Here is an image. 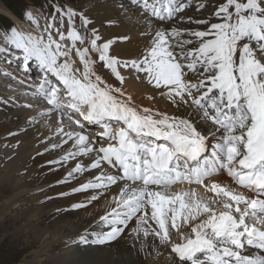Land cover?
Instances as JSON below:
<instances>
[{
  "label": "snow or ice",
  "instance_id": "obj_1",
  "mask_svg": "<svg viewBox=\"0 0 264 264\" xmlns=\"http://www.w3.org/2000/svg\"><path fill=\"white\" fill-rule=\"evenodd\" d=\"M4 108L57 195L103 209L66 246L264 264V0H29L0 26Z\"/></svg>",
  "mask_w": 264,
  "mask_h": 264
},
{
  "label": "rangeland",
  "instance_id": "obj_2",
  "mask_svg": "<svg viewBox=\"0 0 264 264\" xmlns=\"http://www.w3.org/2000/svg\"><path fill=\"white\" fill-rule=\"evenodd\" d=\"M26 2L29 0H0V7L14 10L19 16ZM31 2L39 4L42 0ZM9 20L13 21L0 11V26L11 24ZM5 160V155L1 153L0 173ZM36 177L38 175L33 177L34 182L38 179H35ZM23 182L10 180L8 184H0V264H93L92 252L87 254L85 251H79L78 247L66 246L65 241L60 238L50 242L45 249L41 248L42 242L56 229L54 225L58 215L55 212L57 207L50 201L32 206V202L43 199L46 193L33 191L38 187L37 184H22ZM18 195L22 196V204L10 205V208L4 211L6 202Z\"/></svg>",
  "mask_w": 264,
  "mask_h": 264
},
{
  "label": "bare ground",
  "instance_id": "obj_3",
  "mask_svg": "<svg viewBox=\"0 0 264 264\" xmlns=\"http://www.w3.org/2000/svg\"><path fill=\"white\" fill-rule=\"evenodd\" d=\"M0 11L7 14L13 20L18 17V15L10 9L0 7ZM101 11H103V9H101ZM132 87L133 86H130V89ZM23 117L24 113L14 108H4L0 110V154L2 153L5 155V159L10 155L15 154L14 159L11 161L6 159L4 162L2 166L3 170L0 173V184H8L10 180L24 181L22 184L27 182L37 184L38 187L33 189V191H40V189H44L43 194L46 193V195H52L54 197L50 202L54 206L62 209L61 213L55 217L56 224L54 226L56 229L54 233L42 242L41 248L45 249L48 245H50V242L55 241L58 238H60V240H64L65 235H73L84 228H96L98 230V216L102 213L103 209L89 207L84 210H72L69 205L82 199L83 196L79 194H70L66 197L58 196L57 194L61 191L70 192V186L55 185V181L59 178L61 173L54 172L44 175L43 173L47 170H42L38 167V165L42 162L41 158H37L35 162L29 159L30 156L34 155V153L39 150V146L33 139V133L30 131L27 135L22 134L15 138L7 137L8 131L16 130L17 125L23 122ZM16 140L20 141L18 148L9 149L8 147H5V145L14 144ZM25 169L28 170L26 175L21 176L18 174ZM36 175H38V177L35 179H38L34 182L33 177ZM19 176L21 178H18ZM49 184H52L53 186L49 188ZM38 201L39 200L32 202V206L40 204ZM22 202V196L18 195L6 202L4 211H7V209L10 208V205L13 204L20 206L19 204H22ZM35 217L37 216L35 215ZM77 249L79 251H85L87 254L92 252L94 254L93 264H123V261L129 259L122 244H114L111 247H92L87 249L78 247Z\"/></svg>",
  "mask_w": 264,
  "mask_h": 264
},
{
  "label": "trees",
  "instance_id": "obj_4",
  "mask_svg": "<svg viewBox=\"0 0 264 264\" xmlns=\"http://www.w3.org/2000/svg\"><path fill=\"white\" fill-rule=\"evenodd\" d=\"M11 10V9H10ZM11 11H13L14 13H15V11L14 10H11ZM19 14V13H18ZM20 15V14H19ZM10 21V20H9ZM11 22V21H10ZM12 23V22H11Z\"/></svg>",
  "mask_w": 264,
  "mask_h": 264
}]
</instances>
